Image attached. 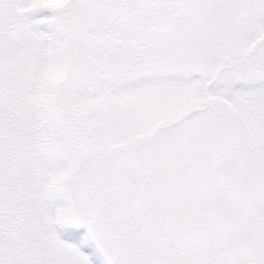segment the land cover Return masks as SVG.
<instances>
[{
    "label": "snow or ice",
    "instance_id": "1",
    "mask_svg": "<svg viewBox=\"0 0 264 264\" xmlns=\"http://www.w3.org/2000/svg\"><path fill=\"white\" fill-rule=\"evenodd\" d=\"M0 264H264V0H0Z\"/></svg>",
    "mask_w": 264,
    "mask_h": 264
}]
</instances>
